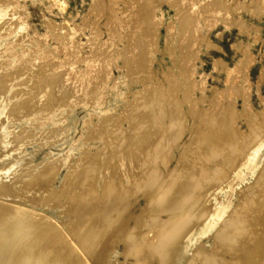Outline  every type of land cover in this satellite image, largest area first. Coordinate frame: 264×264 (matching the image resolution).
I'll use <instances>...</instances> for the list:
<instances>
[{
  "label": "rangeland",
  "instance_id": "obj_1",
  "mask_svg": "<svg viewBox=\"0 0 264 264\" xmlns=\"http://www.w3.org/2000/svg\"><path fill=\"white\" fill-rule=\"evenodd\" d=\"M0 127L7 129L0 195L12 199L13 183L31 179L38 192L31 202L54 226L76 191L72 181L89 173L96 201L112 177L128 187L141 170L173 172L174 189H181L188 166L196 175L204 168L199 178L207 171L211 179L193 185H203L206 193L197 197L206 209L225 205L216 221L247 211L243 202L255 204L256 191L264 202V178L255 182L264 177V0H0ZM221 137L234 141L223 145ZM255 142L262 146L250 165ZM61 186L74 189L60 200ZM46 192L62 204L38 205ZM149 202L131 197L129 225ZM232 224L204 231L194 225L189 242H201L219 264H234V254L222 251ZM217 232L223 236L214 243ZM65 235L58 249L67 258L78 251L71 259L82 263ZM123 257L117 242L108 264H131ZM256 257L245 264H257Z\"/></svg>",
  "mask_w": 264,
  "mask_h": 264
},
{
  "label": "bare ground",
  "instance_id": "obj_2",
  "mask_svg": "<svg viewBox=\"0 0 264 264\" xmlns=\"http://www.w3.org/2000/svg\"><path fill=\"white\" fill-rule=\"evenodd\" d=\"M145 116L146 115L144 114V118L145 120H147L148 118H146ZM150 116L152 115L150 114ZM152 118L153 117H151V120H153ZM142 119H143V115H142ZM151 120H149V122ZM227 132L228 130L225 133ZM6 133H7V129H5L4 127H0V145L3 143V138ZM230 133H232V131ZM231 135L233 136V134ZM231 135L228 134L229 137ZM129 136L131 137V134ZM224 136L222 137L225 139L226 137ZM127 137L128 136H126V138ZM210 139L213 140L214 138H210ZM210 139L207 138L206 139L207 142ZM222 139L221 140L218 139V140L222 141ZM224 139L222 141L223 145L224 142L226 141V140L224 141ZM127 140L125 141L129 142L130 144L131 141H127ZM214 140L213 143L215 145L217 141L215 142ZM230 140L229 142L231 145V143L234 140L232 142ZM251 140H253V138ZM126 142H121V144L124 143L125 145ZM229 142L227 143L228 145ZM209 143L211 144V140L209 141ZM261 143H257V144L256 142L253 144L250 143L249 147H251L252 149L248 159V161H250L251 163L250 165H252L254 156L256 155V151L260 147ZM227 144L225 145L226 147ZM126 147L128 148V146ZM239 149H241V146ZM245 149L249 150V148H245ZM246 150L244 151L247 152L248 150L247 151ZM229 151L228 153H231V149ZM237 154H238L237 157L240 158L242 157L240 156L239 153H236V155ZM230 156L232 157V154ZM209 161L211 162L212 160ZM210 162L208 163V165L213 164L215 166V163L212 162L210 163ZM210 166L208 167L206 166L207 169L205 168V170L211 171L212 167L210 169ZM188 167L187 169L184 170L186 172L185 180L187 182V185L184 184L186 185L184 188L179 189L178 188L179 185H178L177 186L178 189L177 188L174 189L176 183L173 184L174 182H172V180L174 179L173 172L164 173L163 175L165 176L162 177L158 175L159 173L158 174L155 173L153 169L152 170L149 169V172L146 171L144 172L141 170V172L139 171L140 172L139 175L137 174L138 176H136V178L130 181L128 187L114 177L106 180L105 183L101 186V191L98 192V195L100 193L101 196L100 197L98 196L99 197L98 200L96 197V201H93L94 199L92 200L91 198L92 195L94 196L95 194H97V190H96L97 187L96 188L93 187L95 186L94 185L95 181L94 179L93 180L90 179L89 177L90 173L86 176L81 175L83 177V178L81 177V179L79 175H78L79 176L78 179H76L73 175V178H75V180H73L72 182L75 184L73 185L75 186L76 191L74 192L72 191L73 193H71V195L69 196V193H67L66 191L71 192V189H74L73 188L74 186L70 188V190L68 187L66 191H64L65 187L64 188H62V186L59 187L60 189H63L62 191H60V194L66 192L70 200L68 203H66L67 205H65V208L62 210L63 212L61 211V213H59L54 217L58 221L57 223L60 224V226L58 227H56V225L59 224H55L54 226L53 225L54 222L52 223L51 218L49 216L43 215L44 213L43 214L40 213L39 211L40 208H37L36 205L32 204L31 197L35 196L38 192L34 187L35 185L31 179L25 182L24 184L21 182L18 183L19 181L13 183L12 199L0 195V264H78V263L108 264V259L110 257V253L112 251L113 245L117 242H121L123 256L129 259L130 260L129 263L131 264H212L213 260L217 258L214 257L217 255V252L216 253L214 252L215 254L213 253L214 258H212V256L210 257L207 254V252L203 250L204 248L202 247L203 244L201 245V242L192 245V243L189 241H191L190 239H192V236L195 235L196 233V230L195 229L193 230L192 228L194 225H197L199 230L204 231V229L205 230L212 229L216 224L225 225L227 223H234L232 224L234 225L232 227V230L229 229L228 231V233L232 232L233 234L229 233V235L227 236V238L230 236L227 239L228 244L227 245H224L225 243L223 244L225 247L222 251L225 253L226 252L230 253V255L228 254L229 256H232L231 254H234V256L236 257L235 262L234 261L231 262H233L234 264L235 263L245 264L244 260L247 259V256L254 255V257L257 256L256 258H258V261L256 260L257 264H264V233H263L264 211H261L262 206L264 205V202L262 200L263 196L259 195L260 193L258 194L259 191H256V194L253 195V198L256 199L255 204L252 205L249 202H248L249 204L243 202V204H246L244 208L246 207L248 208L246 209L247 211L241 210L242 211L241 213H237V214L235 213V215L229 214L227 217L216 221V218L220 216L221 212L225 208V205L222 206L221 209H214L213 207L206 209L207 207L204 204L202 205L200 204L203 199H200L201 197H197L199 195L198 191L200 192L203 191V193L204 192L206 193V191L202 190L203 185L194 187L195 185L194 182L198 181V180L195 181L196 179H200L199 182H203V183H205L206 180L211 179V178H206L208 177L209 172L208 175H206L205 172L207 171L204 172L202 171V173H204L206 176L201 173L204 177L201 175V178H199L200 176H198V174L201 172V170H204V168L201 169L200 172L198 171L199 173H197L196 175L197 171L194 172L191 166ZM87 171L89 172L90 170ZM39 177L40 179L41 178L43 179V180L41 179L42 181H44L42 182V185H45L47 179L45 180L44 177L41 176ZM39 177L37 179H39ZM32 178L34 179V177ZM162 178L165 179V180L163 179V182H162ZM262 178L264 177H261V179L260 177H258L255 182H260ZM201 179L203 180L206 179V180L201 181ZM71 180L72 177L70 181ZM169 180H171V183L173 184L172 188L170 185L171 183L168 182ZM165 181H167L168 183H166ZM183 182L181 186L183 185ZM213 182L214 181H212V183ZM166 186H168L170 189H168V187ZM204 189H208V188L205 187ZM195 192L197 193L194 194ZM26 193H29L30 195H27ZM44 195L45 193L43 194V196ZM46 195L49 194L47 193ZM52 195H49L47 197L44 196V200L41 196L39 197V195H37L39 197L38 199L42 198L41 200H39L41 201V204H38V202L37 204L40 205L41 207L44 206L49 208L57 207L58 204L60 203V200L63 199L62 198L63 194L61 195V198L59 196L55 197ZM138 196H140L142 199L143 198L147 200L149 199L150 204L147 203L148 205L145 206L144 208L140 207L141 208L139 209L140 211L136 213L137 218L135 214L133 218L135 221L132 222L133 224L129 225L128 220L131 215L129 212V206L131 205L130 199L131 197L137 199ZM244 197H248V196L243 195V198ZM205 210L207 214L204 215L203 213L205 212ZM186 213L187 214L189 213L191 217L189 220H186L187 224H184L185 220L183 219V217L185 218L184 215ZM140 218L141 220H138ZM142 218L143 219L146 218L147 221L146 220L143 221ZM147 218H149V220ZM64 232L67 234L68 238H70L73 241L72 244H75L78 247V249H80V251L82 252L81 254L84 255L81 256V257H85L82 258L83 261L82 263H80L81 260H79V262L77 261L76 263L74 262L75 260L71 259V257L72 258L76 257V255L79 253L78 251L75 257L72 255L73 253H75L73 251V253H71L70 255L71 257L67 258L69 255H67L66 257L67 253H65V256H63L62 254L63 250L60 251V248L58 249L59 246L62 249V246L59 245V243H62L60 241H63L64 235L62 236V234H64ZM225 232H223V234ZM230 234L234 236L232 237ZM67 236L65 235L66 238ZM220 236L223 235L217 232L212 238L214 239L213 242L215 243L216 239L220 238ZM224 239L226 238H223V240ZM65 241H67L66 242L67 245L69 244L68 242H70V240L68 239L66 240L64 239V242ZM64 242L63 244H65ZM215 246L217 247V243L215 244ZM64 247L65 246H63V248ZM68 247L70 248L69 245ZM73 247L75 248L74 245ZM67 249L68 248H65L66 252ZM221 252L219 253V255L222 254ZM81 257H77V258L79 259ZM125 258L123 257L122 259ZM83 259L84 260L86 259L85 262ZM211 259H213L212 263H211ZM120 263L123 264L124 262L122 261ZM214 263L219 264V262L216 261Z\"/></svg>",
  "mask_w": 264,
  "mask_h": 264
}]
</instances>
